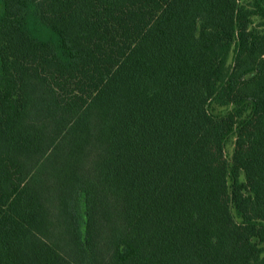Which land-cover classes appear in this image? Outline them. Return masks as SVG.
I'll list each match as a JSON object with an SVG mask.
<instances>
[{
	"label": "trees",
	"instance_id": "obj_1",
	"mask_svg": "<svg viewBox=\"0 0 264 264\" xmlns=\"http://www.w3.org/2000/svg\"><path fill=\"white\" fill-rule=\"evenodd\" d=\"M0 264H264V0H0Z\"/></svg>",
	"mask_w": 264,
	"mask_h": 264
},
{
	"label": "rangeland",
	"instance_id": "obj_2",
	"mask_svg": "<svg viewBox=\"0 0 264 264\" xmlns=\"http://www.w3.org/2000/svg\"><path fill=\"white\" fill-rule=\"evenodd\" d=\"M233 143H234V140H230L229 143H228V146H227V153L228 155H230L232 153V150H233Z\"/></svg>",
	"mask_w": 264,
	"mask_h": 264
}]
</instances>
